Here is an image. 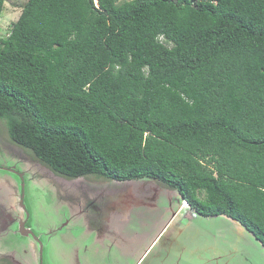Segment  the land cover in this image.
<instances>
[{
  "label": "trees",
  "instance_id": "obj_1",
  "mask_svg": "<svg viewBox=\"0 0 264 264\" xmlns=\"http://www.w3.org/2000/svg\"><path fill=\"white\" fill-rule=\"evenodd\" d=\"M19 1L10 142L66 178L155 181L264 250V0Z\"/></svg>",
  "mask_w": 264,
  "mask_h": 264
},
{
  "label": "rangeland",
  "instance_id": "obj_2",
  "mask_svg": "<svg viewBox=\"0 0 264 264\" xmlns=\"http://www.w3.org/2000/svg\"><path fill=\"white\" fill-rule=\"evenodd\" d=\"M21 4L5 1L0 39ZM184 205L151 180L57 175L12 144L0 121V264H264L238 222ZM20 223L32 235H21Z\"/></svg>",
  "mask_w": 264,
  "mask_h": 264
},
{
  "label": "water",
  "instance_id": "obj_3",
  "mask_svg": "<svg viewBox=\"0 0 264 264\" xmlns=\"http://www.w3.org/2000/svg\"><path fill=\"white\" fill-rule=\"evenodd\" d=\"M19 232L21 235H32L31 231L24 226V223L19 224Z\"/></svg>",
  "mask_w": 264,
  "mask_h": 264
},
{
  "label": "crops",
  "instance_id": "obj_4",
  "mask_svg": "<svg viewBox=\"0 0 264 264\" xmlns=\"http://www.w3.org/2000/svg\"><path fill=\"white\" fill-rule=\"evenodd\" d=\"M185 204H186V203H185ZM185 207H188V206H187V204H186V206H185ZM188 210H190V209L188 208Z\"/></svg>",
  "mask_w": 264,
  "mask_h": 264
},
{
  "label": "bare ground",
  "instance_id": "obj_5",
  "mask_svg": "<svg viewBox=\"0 0 264 264\" xmlns=\"http://www.w3.org/2000/svg\"><path fill=\"white\" fill-rule=\"evenodd\" d=\"M184 206H186V205H184Z\"/></svg>",
  "mask_w": 264,
  "mask_h": 264
}]
</instances>
